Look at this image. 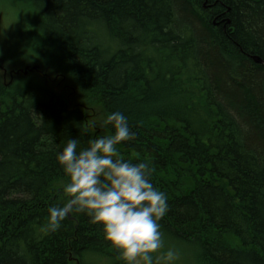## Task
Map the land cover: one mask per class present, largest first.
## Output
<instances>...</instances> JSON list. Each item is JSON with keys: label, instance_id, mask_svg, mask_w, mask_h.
Masks as SVG:
<instances>
[{"label": "trees", "instance_id": "trees-1", "mask_svg": "<svg viewBox=\"0 0 264 264\" xmlns=\"http://www.w3.org/2000/svg\"><path fill=\"white\" fill-rule=\"evenodd\" d=\"M23 1L29 49L0 65L39 71L0 80V264H122L83 214L46 230L56 153L116 111L136 133L118 151L168 197L176 264H264V0Z\"/></svg>", "mask_w": 264, "mask_h": 264}, {"label": "clouds", "instance_id": "clouds-1", "mask_svg": "<svg viewBox=\"0 0 264 264\" xmlns=\"http://www.w3.org/2000/svg\"><path fill=\"white\" fill-rule=\"evenodd\" d=\"M102 126H110L111 134L90 140L86 147L68 139L56 153L66 178L64 202L48 208L46 230L55 232L70 215L83 214L100 227L122 264H176L179 255L164 250L160 225L169 211L166 193L154 186L148 163H134L118 151L119 145L136 139L128 118L112 112Z\"/></svg>", "mask_w": 264, "mask_h": 264}, {"label": "rangeland", "instance_id": "rangeland-1", "mask_svg": "<svg viewBox=\"0 0 264 264\" xmlns=\"http://www.w3.org/2000/svg\"><path fill=\"white\" fill-rule=\"evenodd\" d=\"M26 19H31V15L23 0H0V54L13 60L14 58L24 59L22 53H27L25 50L29 49L27 37L21 33L22 23ZM28 58H33V55L30 54ZM1 73L5 72L0 70V80L4 82ZM31 76L33 74L24 77L31 80ZM16 81V77L8 75V84H16Z\"/></svg>", "mask_w": 264, "mask_h": 264}, {"label": "water", "instance_id": "water-1", "mask_svg": "<svg viewBox=\"0 0 264 264\" xmlns=\"http://www.w3.org/2000/svg\"><path fill=\"white\" fill-rule=\"evenodd\" d=\"M35 69H37L36 66H34L33 68H31L30 70L33 71V70H35ZM24 73L27 74V73H28V69H26V70L24 71Z\"/></svg>", "mask_w": 264, "mask_h": 264}, {"label": "flooded vegetation", "instance_id": "flooded-vegetation-1", "mask_svg": "<svg viewBox=\"0 0 264 264\" xmlns=\"http://www.w3.org/2000/svg\"><path fill=\"white\" fill-rule=\"evenodd\" d=\"M1 63V62H0ZM6 78H7V76H6V74L4 73V80L6 81Z\"/></svg>", "mask_w": 264, "mask_h": 264}, {"label": "bare ground", "instance_id": "bare-ground-1", "mask_svg": "<svg viewBox=\"0 0 264 264\" xmlns=\"http://www.w3.org/2000/svg\"><path fill=\"white\" fill-rule=\"evenodd\" d=\"M255 59H257V60H258V58H255Z\"/></svg>", "mask_w": 264, "mask_h": 264}]
</instances>
